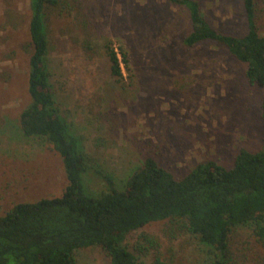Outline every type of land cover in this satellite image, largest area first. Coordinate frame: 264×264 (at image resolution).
Listing matches in <instances>:
<instances>
[{
  "label": "rangeland",
  "instance_id": "1",
  "mask_svg": "<svg viewBox=\"0 0 264 264\" xmlns=\"http://www.w3.org/2000/svg\"><path fill=\"white\" fill-rule=\"evenodd\" d=\"M198 1L212 26L246 34L243 0ZM255 3L264 37V0ZM30 19V0H0V215L18 203L58 197L67 184L60 156L19 125L31 101ZM191 30L186 9L169 0H62L49 10L55 109L94 160L83 175L90 190L105 191L106 175L124 183L148 157L182 178L211 160L232 167L243 148L264 151L263 89L248 82L246 66L227 49L210 42L187 47ZM108 41L128 53L130 71L122 63V83L111 75ZM170 230L168 222L150 224L126 245L132 250L148 234L159 239V253L171 264H214L212 250L196 236ZM231 249V264H264V246L251 229H237ZM156 254L139 256V263L154 264ZM77 264L110 261L94 247L78 251Z\"/></svg>",
  "mask_w": 264,
  "mask_h": 264
},
{
  "label": "trees",
  "instance_id": "2",
  "mask_svg": "<svg viewBox=\"0 0 264 264\" xmlns=\"http://www.w3.org/2000/svg\"><path fill=\"white\" fill-rule=\"evenodd\" d=\"M169 1L189 14L187 47L210 42L227 49L246 66L248 82L264 91V37L256 22L255 0H243L248 30L241 37L212 26L198 0ZM61 3L30 0L31 101L21 110L19 125L26 137L47 142L60 156L67 184L58 197L18 203L0 215V264H77V252L94 247L104 251L110 264H140L139 256L151 251L157 252L154 264H171L159 253V239L148 234H141L132 250L126 245L132 233L157 222H168L170 231L196 236L212 250L214 264L232 263V237L239 228L251 229L264 246V151L243 148L232 167L211 160L182 178L148 157L122 184L106 175L105 191L84 185L83 175L94 160L55 109L47 67L46 18ZM105 50L112 77L122 83V63L130 71L128 53L123 48L118 53L111 41ZM261 118L264 121V96Z\"/></svg>",
  "mask_w": 264,
  "mask_h": 264
}]
</instances>
